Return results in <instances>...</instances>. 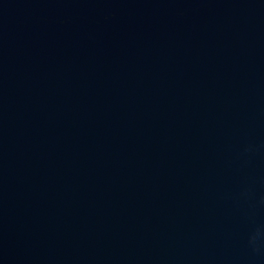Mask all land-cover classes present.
I'll return each instance as SVG.
<instances>
[{"label":"water","instance_id":"1","mask_svg":"<svg viewBox=\"0 0 264 264\" xmlns=\"http://www.w3.org/2000/svg\"><path fill=\"white\" fill-rule=\"evenodd\" d=\"M0 264H264V0H0Z\"/></svg>","mask_w":264,"mask_h":264}]
</instances>
